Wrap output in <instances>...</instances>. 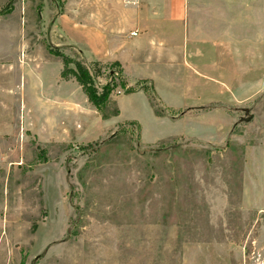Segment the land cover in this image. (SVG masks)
Masks as SVG:
<instances>
[{"label": "rangeland", "instance_id": "rangeland-1", "mask_svg": "<svg viewBox=\"0 0 264 264\" xmlns=\"http://www.w3.org/2000/svg\"><path fill=\"white\" fill-rule=\"evenodd\" d=\"M61 12L0 0V264H264V90L222 106L203 100L217 90L168 88L179 76L156 61L141 71L155 83L111 62L93 77L111 90L97 110L60 77L63 56L91 67ZM214 111L230 117L223 142Z\"/></svg>", "mask_w": 264, "mask_h": 264}, {"label": "crops", "instance_id": "crops-1", "mask_svg": "<svg viewBox=\"0 0 264 264\" xmlns=\"http://www.w3.org/2000/svg\"><path fill=\"white\" fill-rule=\"evenodd\" d=\"M55 25L68 44L85 50L90 64L117 63L126 81L155 83L141 71L156 61L166 73L179 76L168 88H182L186 97L193 87L200 86L227 94L222 102L217 93L210 92L205 102L233 106L256 100L257 91L264 90V11L260 0H63V12ZM253 71L258 74L257 89L245 82ZM183 74L187 77L184 87ZM196 74L206 77L205 85L194 81ZM85 100L88 102L87 97ZM199 103L182 104L177 110L186 109L179 116L203 114L192 109L204 104ZM218 112H213L215 137L223 142L218 125L230 117Z\"/></svg>", "mask_w": 264, "mask_h": 264}, {"label": "trees", "instance_id": "trees-1", "mask_svg": "<svg viewBox=\"0 0 264 264\" xmlns=\"http://www.w3.org/2000/svg\"><path fill=\"white\" fill-rule=\"evenodd\" d=\"M61 59L63 63L61 79H73L81 87L88 102L97 110L105 106L110 99L111 90L106 89L105 91L104 89L99 93L93 85V77H99L101 75L102 63L96 61L91 63V67H88L82 62L74 61L66 56H63ZM127 93H131V91L127 90Z\"/></svg>", "mask_w": 264, "mask_h": 264}, {"label": "built area", "instance_id": "built-area-1", "mask_svg": "<svg viewBox=\"0 0 264 264\" xmlns=\"http://www.w3.org/2000/svg\"><path fill=\"white\" fill-rule=\"evenodd\" d=\"M132 35H136V33H133ZM262 88L264 89V78H263V81H262Z\"/></svg>", "mask_w": 264, "mask_h": 264}]
</instances>
